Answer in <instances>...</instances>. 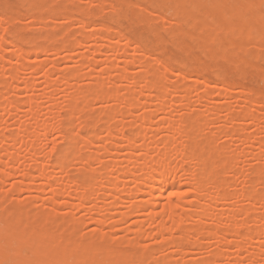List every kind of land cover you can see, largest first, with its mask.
Wrapping results in <instances>:
<instances>
[{
  "label": "rangeland",
  "instance_id": "rangeland-1",
  "mask_svg": "<svg viewBox=\"0 0 264 264\" xmlns=\"http://www.w3.org/2000/svg\"><path fill=\"white\" fill-rule=\"evenodd\" d=\"M194 22L204 37L188 34ZM263 102L260 0H0V264L26 263L13 236L31 229L71 241L76 252L143 256L139 264H264V234L255 235L264 221ZM43 123L51 128L48 141ZM162 142L182 191L172 212L164 210L167 193L150 206L147 186L128 192ZM192 170L215 174L214 201L217 192L228 196L212 203L208 218L197 220L211 196L188 195ZM116 176L119 186L110 191ZM135 201L144 207L132 210ZM220 212L215 223L212 214ZM171 217L184 221L177 228ZM161 223L168 225L160 232Z\"/></svg>",
  "mask_w": 264,
  "mask_h": 264
},
{
  "label": "bare ground",
  "instance_id": "bare-ground-1",
  "mask_svg": "<svg viewBox=\"0 0 264 264\" xmlns=\"http://www.w3.org/2000/svg\"><path fill=\"white\" fill-rule=\"evenodd\" d=\"M236 1V0H235ZM260 2L261 3H264V0H260ZM132 3V2H131ZM170 3V2H169ZM128 4V3H127ZM134 4V3H133ZM153 4V3H152ZM137 5V4H136ZM139 5V4H138ZM160 5V4H159ZM180 5V4H179ZM199 5V4H198ZM230 5H232V4H230ZM127 6V5H126ZM178 6V5H177ZM176 6V7H177ZM210 6V5H209ZM226 6V5H225ZM250 6V5H249ZM112 7V6H111ZM195 7V6H194ZM171 8V7H170ZM113 9V8H112ZM114 9H115V5H114ZM121 9V8H120ZM119 9V10H120ZM142 10V9H141ZM115 11H117V10H115ZM228 11V9L226 10V12ZM242 11V10H241ZM133 11H131V13H132ZM137 12V11H136ZM146 12V11H145ZM190 12V11H189ZM257 12V11H256ZM119 13V12H118ZM135 13V12H134ZM176 13H178V12H176ZM193 12H191V14H192ZM246 13H248V11L246 12ZM250 13V12H249ZM179 14V13H178ZM177 14V15H178ZM134 16H138V15H134ZM176 16V15H175ZM208 15H206V17H207ZM177 17V16H176ZM183 17H185V16H183ZM193 17H196V16H194L193 14L191 15V18H193ZM198 17V16H197ZM138 18L139 17H137V20H138ZM190 18V19H191ZM245 19H246V17H244ZM204 19V18H203ZM198 20H202L201 18L199 19L198 18ZM197 20V22H204V23H208V21L207 22H205L206 21V19L205 20H202V21H198ZM210 20H213V18L212 17H210ZM215 20H213V22H214ZM187 22V21H186ZM196 22V21H195ZM195 22H194V30L192 31V30H188V34L189 33H194L195 34V28L197 29L198 27H195V25H200V27H201V24H203L204 25V23L202 22L201 24L200 23H196L195 24ZM258 22V21H257ZM234 23H236V22H234ZM252 23V22H251ZM254 23V22H253ZM259 23V22H258ZM248 24H250V23H248ZM187 25V24H186ZM202 25V26H203ZM207 25H211L210 23L209 24H207ZM216 25H218V23L216 24ZM215 25V26H216ZM220 25H221V22H220ZM220 25L217 27L216 26V29L218 28V29H220ZM236 25V24H235ZM131 26V25H130ZM214 26V27H215ZM232 26H234L233 24H232ZM236 26H238V25H236ZM246 26V25H245ZM211 27L213 28V26L211 25ZM236 28H238V27H236ZM246 28V27H245ZM206 29L208 30L209 28H207L206 27ZM215 29V30H216ZM256 29V28H255ZM181 30V29H180ZM198 30H200V29H198ZM197 30V31H198ZM257 30H259V28H257ZM189 31H192V32H189ZM218 31V30H217ZM201 32H203V31H201ZM212 32L214 33V30H212ZM257 33H256V36H258V31H256ZM183 33V30L181 31V34ZM212 33V34H213ZM255 33V32H254ZM188 34H186V36L188 35ZM194 34H192V35H194ZM197 34L198 33H196L195 35L197 36ZM207 34V33H206ZM253 34V33H252ZM199 35H201V33L200 34H198V36ZM241 35V34H240ZM124 36V35H123ZM159 35H157V37H158ZM190 35H188V37H189ZM208 36L209 37H211V35L208 33ZM208 36L207 37H205V39L207 40V38H208ZM155 38V39H157L158 40V38ZM201 37H204V34H202L201 35ZM217 37V36H216ZM141 38V37H140ZM186 38V37H185ZM194 38V37H193ZM192 38V39H193ZM159 39H161V38H159ZM202 39V38H201ZM235 39V38H234ZM238 39H240V38H238ZM203 40V39H202ZM211 40V39H210ZM215 40V39H214ZM217 40V39H216ZM223 40V39H222ZM230 40V39H229ZM228 40V41H229ZM237 40V39H236ZM258 40V39H257ZM259 40H262V39H259ZM184 41V40H183ZM183 41H181V42H183ZM217 41H219V40H217ZM228 41H224L225 42V44L227 45V43H231V44H233V41L231 40L230 42H228ZM238 41V40H237ZM237 41H236V43L235 44H237ZM130 43H131V41H129ZM215 42L216 41H214V44H215ZM221 42H223V41H221ZM224 42L223 43H219L220 44V46H221V44H224ZM234 42H235V40H234ZM130 43H128L127 45H129ZM184 43V42H183ZM134 44V43H133ZM135 44H136V42H135ZM138 44V43H137ZM173 44V43H172ZM185 44V43H184ZM212 44V43H211ZM231 44H229V46L231 45ZM139 45V44H138ZM215 45H217V42H216V44ZM238 45V44H237ZM236 45V46H237ZM241 45H243V44H241ZM222 47H223V45H222ZM231 47V46H230ZM19 48V47H18ZM139 48H142V47H140V45H139ZM178 48V47H177ZM186 48V47H185ZM226 48V47H225ZM200 49V48H199ZM227 49V48H226ZM183 51H185V49H182ZM202 50V49H201ZM211 50H212V48H211ZM213 50H214V48H213ZM212 50V52L213 53H217V49H215V50H217L216 52H214ZM221 49H219V51H220ZM20 51H22V50H20V48H19V52ZM142 51H143V48H142ZM182 51V52H183ZM218 51V52H219ZM211 52V53H212ZM22 53V52H21ZM210 54V53H209ZM197 55V54H196ZM218 55V54H217ZM216 55V56H217ZM187 56V55H186ZM212 57H213V55H211ZM216 56H214L215 57V61H216V59H217V57ZM207 57V56H206ZM213 57V58H214ZM191 58V57H190ZM190 58H188L187 60H189ZM212 58V59H213ZM230 59V58H229ZM156 61H158V60H156ZM183 61H185V60H183ZM195 61H197V59L195 60ZM225 61H227L226 59H225ZM187 62V61H186ZM189 62V61H188ZM221 62V61H220ZM196 63V62H195ZM205 63V62H204ZM198 64V63H197ZM253 64V63H252ZM187 64H185L184 63V65H183V63H182V66H186ZM254 66H255V64H253ZM166 66V65H165ZM239 66V65H238ZM167 67V66H166ZM242 68V67H241ZM148 69H149V67H148ZM259 69H260V67H259ZM258 69V70H259ZM150 71H151V69H150ZM236 71H238V69L236 70ZM242 71H244V70H242ZM252 71V70H251ZM237 74V73H236ZM231 75V74H230ZM263 80V79H262ZM207 82V81H206ZM213 87L215 86V85H212ZM208 87H210V86H208ZM216 88H219V87H217L216 86ZM248 90V89H247ZM164 91V90H163ZM260 91V90H259ZM160 94H162V95H160V97H162L163 98V92H162V90H161V93ZM261 95V94H260ZM246 99H250V98H246ZM252 101V100H251ZM251 101L249 100V101H247V102H245V103H251ZM261 101V100H260ZM264 103V102H263ZM246 104V105H247ZM69 105V104H68ZM67 105V106H68ZM250 105V104H249ZM248 105V106H249ZM252 108V107H251ZM244 109V108H243ZM243 109L241 110V111H243ZM66 110H68V109H66ZM211 112H212V110H210ZM246 111V110H245ZM248 111V110H247ZM247 111H246V113H247ZM249 114H250V111H249ZM252 114V113H251ZM251 117V116H250ZM254 118V117H253ZM198 120V119H197ZM197 123V122H196ZM44 124V123H43ZM168 124V126H169V128L171 127H174V125L173 126H171L170 124H169V122L167 123ZM195 125V124H194ZM42 126V125H41ZM168 128V127H167ZM168 128V129H169ZM51 128H50V126L49 125H45L44 124V127H42V130L44 131V133L42 134V136L44 137V139L46 140V141H48L47 139H49V138H47L48 137V133H49V130H50ZM41 130V129H40ZM190 130V129H189ZM238 130V129H237ZM264 130V129H263ZM191 131V130H190ZM193 131V130H192ZM195 131V130H194ZM193 131V132H194ZM240 131H241V129H240ZM187 133V132H186ZM62 135V134H61ZM63 136V135H62ZM66 136V135H65ZM67 137V136H66ZM63 139H64V141H65V138H64V136L62 137ZM68 138V137H67ZM69 139H70V137H69ZM264 139V138H263ZM262 138L259 140V141H261V143L264 141ZM67 140V139H66ZM122 140V139H121ZM135 140V139H134ZM132 138L130 139H126V142L128 143V144H130V145H134V143H136L135 141H134ZM70 143V142H69ZM163 144H161V145H163V147H161V149H159L156 153H157V155L155 156V157H153V158H150V160H149V162H148V164L144 167V168H142V165H144V164H142L141 165V171H142V174H141V176H137V175H135V177H134V180H133V183H134V186H133V188H130V189H128V192H129V194H135V193H138L139 194V192H141V190H143L144 191V189H142V187L144 188V187H146L147 186V194H149V197H150V201H149V205L150 206H156V205H159L160 204V199L163 197V195H164V193H167V198L169 199H167V203H166V205L164 206V207H166V208H164V210H173L172 208H175L176 206H178L180 203H177V204H175L177 201H174V203L173 202H171V200H172V198H177V199H179L180 198V195H181V193H182V191H181V186H180V184H176L175 182H174V180H173V178H174V175H172V176H170L171 175V161L170 162H167V159L165 158V157H162V154H161V152L163 153V151L162 150H166L165 148H166V142H162ZM172 144V143H171ZM67 145V144H66ZM181 145V144H180ZM135 146V145H134ZM191 146V145H190ZM192 146H193V144H192ZM68 147V146H67ZM132 148V147H131ZM164 148V149H163ZM191 149V148H190ZM199 149H201V148H196V150H190V152H191V155H193V157H194V155H196V154H194L193 153V151L194 152H196V151H198ZM52 150V149H51ZM168 151V150H167ZM205 152L204 151H202L201 153H199L198 152V154H199V156L197 155V158H196V156H195V158L197 159V160H199V161H201L202 159L204 160V158L205 157H203L202 156V154H204ZM201 154V155H200ZM181 155H183V153L181 154H178L177 156H175V157H173V159H172V161L174 160H177L178 159V157H179V159H180V157H181ZM163 156H165V153L163 154ZM183 158H181V160H188L189 159V157L188 156H182ZM206 159V158H205ZM87 160H88V158H87ZM166 160V161H165ZM145 163V162H144ZM201 163V162H200ZM57 164V163H56ZM37 168V167H36ZM202 168V167H201ZM39 169V168H38ZM173 169V168H172ZM186 169V168H185ZM184 169V170H185ZM188 169V168H187ZM187 169L185 170L186 172H187ZM40 170V169H39ZM198 170V169H197ZM200 170V169H199ZM128 171V170H127ZM204 171V170H203ZM201 171V173L199 172V171H194L193 172V170H192V172H188L189 173V175L187 176L188 177V179H189V181H190V186H191V188H192V190L193 191H190L189 192V194H188V192H186L188 195H190V193L191 192H195L196 193V195H195V197H196V199H204V198H206L208 195H210L211 196V194H209L210 193V189L211 188H215V185L212 183L213 181L211 180L210 181V178L211 177H214V175L215 174H213L212 173V175H208V174H206V175H204V173H208V172H206V171ZM252 172V171H251ZM254 172V171H253ZM257 171H255V173H256ZM209 174H211V173H209ZM249 174V173H248ZM37 175H38V173H37ZM39 175H41V173L39 174ZM104 175V174H103ZM132 175V174H131ZM101 176V175H100ZM117 177V176H116ZM217 178V177H216ZM70 180V179H69ZM120 179H119V177H117L116 179H114L113 181L112 180H110V181H108L109 183H108V186H107V188L110 190V191H113V190H115V188H117L119 185V183H118V181H119ZM214 180H216V179H214ZM218 180H216V182H217ZM248 182H250L249 181V179L247 180ZM246 181V182H247ZM50 182V181H49ZM48 182V183H49ZM209 182H210V184H212V185H214V187L213 186H209ZM219 182V181H218ZM225 182V181H224ZM220 183V182H219ZM83 184V183H82ZM86 184V183H85ZM84 184V186H86ZM118 185V186H117ZM124 185V184H123ZM219 185V184H218ZM218 185H216V186H218ZM65 187H67L66 186V184L64 185ZM75 186V185H74ZM64 187V188H65ZM82 187V186H81ZM88 187V186H87ZM219 187H221L222 188V185H221V183H220V185H219ZM17 188V187H16ZM86 188V187H85ZM252 188V187H251ZM62 189H63V187H62ZM112 189V190H111ZM218 189V188H217ZM223 189V188H222ZM221 189V190H222ZM248 189V188H247ZM212 190V189H211ZM219 191V190H218ZM214 192H217V191H215V189L213 190V193ZM250 192V191H249ZM109 193H111V192H109ZM142 193V192H141ZM185 193V192H184ZM230 193V192H229ZM228 193V194H229ZM246 193H248V192H246V191H243V196L245 197V195H246ZM128 194V195H129ZM215 194H217L218 196H216L215 195V197L217 198L218 197V199H216V201H214L215 200V198L214 197H212L211 196V203L209 204V202H208V204H206V205H204V207H202L201 206V208L204 210V208L205 207H207V208H205V212L206 213H204L203 212V210L201 209L200 211H202L203 213H200V212H198L199 214H198V216H197V218H195V219H197V220H199V219H202V218H205L204 216H206L207 218L208 217H210V216H207L206 214L208 213V212H210L211 210H209L208 208H211L210 206L211 205H213V204H215V203H217V200H219L220 202H222V203H224L225 202V200H226V198L228 199V196L226 197V193L225 192H217V193H215ZM136 195V194H135ZM231 195V193L229 194V196ZM250 195V194H249ZM249 195H246V197L247 196H249ZM112 196V195H111ZM209 196V197H210ZM82 197V195L80 196V198ZM212 198H214V200L212 199ZM241 198H242V196H241ZM254 198V197H253ZM256 199H258V198H256ZM81 200V199H80ZM138 200V199H137ZM141 200V199H140ZM184 200V199H183ZM179 201V200H178ZM140 202H138V201H135V202H132V203H130L131 204V209L133 208V209H135V208H137V209H140L141 207H144V205H142V204H139ZM206 203V202H205ZM213 203V204H212ZM175 206V207H174ZM180 207H181V205H179ZM241 206V205H240ZM240 206H238V208L237 209H239V208H241V209H243L242 207H240ZM185 207V206H184ZM130 208V207H129ZM128 208V209H129ZM161 208H163V207H161ZM176 208H178V207H176ZM176 208H175V210H176ZM132 209V210H133ZM212 209V208H211ZM235 209V208H234ZM236 209V210H237ZM4 210V208L2 209V211ZM131 210V211H132ZM163 210V209H162ZM209 210V211H208ZM136 211V210H135ZM138 211V210H137ZM174 211V210H173ZM187 211V210H186ZM189 211V210H188ZM232 211V210H231ZM246 211V213H247V210H245ZM245 211H243V212H245ZM167 212H169V211H167ZM172 212V211H171ZM195 212V211H194ZM4 213V212H3ZM132 213H133V211H132ZM196 213V212H195ZM215 213V212H214ZM245 213V214H246ZM5 214V213H4ZM11 214V213H10ZM175 214V213H174ZM209 214V213H208ZM239 214H243V213H240L239 212ZM178 215V214H177ZM211 215V214H210ZM214 215V217H213V221H215V223L219 220V216L221 217L222 215H221V212H220V215L219 214H212V216ZM232 215H233V211H232ZM231 215V216H232ZM235 215V214H234ZM244 215V214H243ZM15 216V215H14ZM172 216H175V215H172ZM180 216V215H179ZM186 216H188V215H186ZM185 216V217H186ZM196 216V215H195ZM236 216H237V214H236ZM246 216V215H245ZM13 217V216H12ZM170 217V216H169ZM190 217V216H189ZM233 217V216H232ZM172 218V217H171ZM170 218V221H172L173 220V218L171 219ZM181 218V220H179L180 221V223H175L174 222V220H173V222L176 224V226H177V228H179L180 227V225L182 224L181 222H183L184 221V219L182 220V217H178V219H180ZM184 218V217H183ZM187 218V217H186ZM185 218V219H186ZM212 218V217H211ZM246 218V217H245ZM167 219V218H166ZM174 219H175V217H174ZM177 218L175 219V221L177 222V220H178ZM234 219V218H233ZM17 220V219H16ZM18 220H19V218H18ZM22 221V223H24L25 224V222H23V220H21ZM178 221V222H179ZM196 221V220H195ZM212 221V222H213ZM244 221V220H243ZM243 221H242V223H243ZM261 221H262V219H261ZM194 222V221H193ZM201 222H202V220H201ZM21 223V224H22ZM197 223V222H196ZM204 223V222H203ZM214 223V225H216ZM229 223V222H228ZM236 223L238 224V222H235L234 224L236 225ZM240 223V222H239ZM262 223V222H261ZM20 224V226H22ZM28 224V223H27ZM175 224H173V226L171 227V228H174L175 227ZM245 224H246V222H245ZM263 224H264V221H263V223L261 224V229L259 230V227H258V231L255 233V235H256V238L257 239H260V237H262V234H264L263 232H264V230H263ZM3 225V224H2ZM1 225V226H2ZM14 225H15V222H14ZM168 225V224H167ZM166 224L164 225L163 223H161L160 225H159V227H158V229L160 230V232L161 231H163V230H166V227L165 226H167ZM197 224H195L194 225V228H196V227H198V226H196ZM199 225V224H198ZM213 225V223L211 224V226ZM228 225V224H227ZM232 225H233V223H232ZM235 225H233V226H231V224H230V226L231 227H233L234 228V226ZM239 225V224H238ZM242 225V224H241ZM240 225V226H241ZM5 226H7L6 224L4 225V226H2V229H4L3 227H5ZM30 226V225H29ZM156 226H157V223H156ZM196 226V227H195ZM201 224H200V227L199 228H196L197 230L199 229V231L201 230L200 228H201ZM229 226V225H228ZM208 227V226H207ZM206 227V228H207ZM239 227V226H238ZM242 227V226H241ZM7 228H8V226H7ZM29 228V227H28ZM32 227L30 226V229H31ZM176 228V227H175ZM176 228V229H177ZM187 228V227H186ZM189 228V227H188ZM205 228V229H206ZM211 228H212V230H211ZM211 228H209L208 227V229H206L207 230V233L208 234H216V232H213V227H211ZM215 228V227H214ZM217 228V227H216ZM215 228V229H216ZM236 228V227H235ZM8 229H10V228H8ZM158 229H156V230H158ZM202 229H203V226H202ZM205 229H204V231H205ZM5 230V229H4ZM4 230H2V231H4ZM14 230V229H13ZM26 230H27V228H26ZM32 230V229H31ZM25 231V230H23L22 231V233L18 236V237H14L13 236V238L15 239L16 238V240H15V244H17V246H18V248L20 249L18 252H16L17 253V257H19L20 259H23L26 263L25 264H139L141 261H142V257L141 258H139V255H135L136 256V258L134 259H132L131 257H129L128 256V254H127V256H125V255H123V252H122V254L121 253H118L119 252V250H117V249H114V251L112 250V251H105L104 249V251L102 250L101 251V249L99 250V248H98V250H97V248L96 249H91L90 248V250H82L81 251V249H80V252H76L73 248H75V247H72L71 245V241H70V243L68 242V244H67V240L65 241L64 239V241H62V238L60 239V241H58V239L57 240H55L52 236H50L49 234H45V232H43V233H41L40 234V237H38V232L36 231V230H32V231ZM217 230V229H216ZM216 230H214V231H216ZM228 229H226V231H227ZM231 230H232V228H231ZM230 230V231H231ZM16 231V230H15ZM18 231V230H17ZM40 231V230H39ZM46 231V230H45ZM184 231V230H183ZM189 231V230H188ZM193 231V230H192ZM229 231V230H228ZM229 231V233H231ZM5 232V231H4ZM13 232V231H12ZM48 232V231H47ZM157 232V231H156ZM155 232V233H156ZM185 232V231H184ZM187 232V231H186ZM185 232V233H186ZM182 233V232H181ZM190 233V232H189ZM189 233H186V234H189ZM228 233V232H227ZM238 232H236V234H237ZM240 234H241V232H239ZM238 233V234H239ZM2 234V233H1ZM160 234V233H159ZM164 234V233H163ZM198 234V233H197ZM200 234V233H199ZM207 234V235H208ZM248 234V233H247ZM53 235V234H52ZM171 235V234H170ZM183 235V234H182ZM182 235H180L181 237V239H182ZM209 235V236H210ZM250 235L251 234H249V237H250ZM174 236V235H173ZM224 236V235H223ZM243 236V235H242ZM171 236H169V238H170ZM188 237H190V236H188ZM213 237H216V235L215 236H213ZM213 237H211V238H213ZM241 237V236H240ZM239 237V238H240ZM243 237H246L247 238V236H246V234H244V236ZM252 237V236H251ZM250 237V238H251ZM8 238V237H7ZM38 238H39V240H38ZM57 238V237H56ZM59 238V237H58ZM64 238H66V237H64ZM166 238V237H165ZM165 238H163V239H165ZM184 238H186V237H183V239ZM208 238V237H207ZM216 238H218V236L216 237ZM3 239H4V237H3ZM2 239V240H3ZM97 239V238H96ZM243 239V238H242ZM6 240V239H5ZM168 240V239H167ZM166 240V241H167ZM171 240V239H170ZM185 240V239H184ZM187 240H189V239H187ZM216 240V239H215ZM61 241H62V246H61V248H60V250L59 251H57V246H58V244L60 243L61 244ZM73 241H75V240H73ZM78 241V240H77ZM172 241H173V239H172ZM186 241V240H185ZM220 241V240H219ZM76 242V241H75ZM134 243L136 242V241H133ZM175 242V241H174ZM188 242V241H187ZM193 242V241H192ZM258 242V241H257ZM78 243V242H77ZM134 243H132V245H134ZM167 243V242H166ZM173 243V242H172ZM219 243V242H218ZM174 244V243H173ZM172 244V245H173ZM190 244H191V242H190ZM74 245V244H73ZM79 245V244H78ZM6 246V245H5ZM80 246H81V244H80ZM176 246V245H175ZM181 246V245H180ZM193 246V245H192ZM236 246H238V248H239V245L238 244H236ZM60 247V246H59ZM108 247H110V245L108 246ZM78 248V247H77ZM102 248V247H101ZM177 248V247H176ZM1 249V248H0ZM79 249V248H78ZM89 249V248H88ZM180 249H182V248H180ZM22 250L23 251H26L27 252V255H26V260H25V258H24V254H22ZM155 250V249H154ZM78 251V250H77ZM118 251V252H117ZM126 251V250H125ZM156 251L157 250H155V252H154V254L156 253ZM161 251V250H160ZM184 251H185V249H184ZM187 252V251H186ZM2 252H0V254H1ZM12 253H14V252H12ZM125 253V252H124ZM127 253V252H126ZM185 253V252H184ZM133 254V253H132ZM137 254H139V253H137ZM150 254V253H149ZM149 254H147V255H149ZM152 254V253H151ZM151 254H150V256H151ZM142 255V254H141ZM145 255V254H144ZM134 256V254H133V256L132 257H135ZM1 258H2V255L0 256ZM10 257V256H9ZM153 257V256H152ZM167 257V256H166ZM5 258L3 257V260H4ZM154 259H156V258H154ZM2 261V260H1ZM5 262V261H4ZM8 262V261H7ZM21 264L20 262H17V261H15V264ZM144 263V262H143ZM147 263H149V262H145V264H147ZM12 264H14V263H12ZM229 264V263H228Z\"/></svg>",
  "mask_w": 264,
  "mask_h": 264
}]
</instances>
